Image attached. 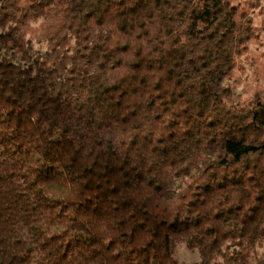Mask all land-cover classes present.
<instances>
[{
	"label": "trees",
	"instance_id": "obj_1",
	"mask_svg": "<svg viewBox=\"0 0 264 264\" xmlns=\"http://www.w3.org/2000/svg\"><path fill=\"white\" fill-rule=\"evenodd\" d=\"M255 8L0 0V264H264Z\"/></svg>",
	"mask_w": 264,
	"mask_h": 264
},
{
	"label": "rangeland",
	"instance_id": "obj_2",
	"mask_svg": "<svg viewBox=\"0 0 264 264\" xmlns=\"http://www.w3.org/2000/svg\"><path fill=\"white\" fill-rule=\"evenodd\" d=\"M243 6L254 4V21L258 40L254 41L248 52L238 59L235 70L226 84L232 88L231 101L248 102L257 95L264 94V0H236ZM177 259L183 264H193L199 260L198 252L186 248L179 250Z\"/></svg>",
	"mask_w": 264,
	"mask_h": 264
}]
</instances>
